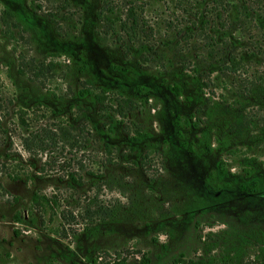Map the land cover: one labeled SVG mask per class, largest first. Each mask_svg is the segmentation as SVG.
Returning a JSON list of instances; mask_svg holds the SVG:
<instances>
[{
  "label": "rangeland",
  "instance_id": "1",
  "mask_svg": "<svg viewBox=\"0 0 264 264\" xmlns=\"http://www.w3.org/2000/svg\"><path fill=\"white\" fill-rule=\"evenodd\" d=\"M259 14L264 0H0V264H264ZM246 170L261 193L237 191Z\"/></svg>",
  "mask_w": 264,
  "mask_h": 264
},
{
  "label": "trees",
  "instance_id": "2",
  "mask_svg": "<svg viewBox=\"0 0 264 264\" xmlns=\"http://www.w3.org/2000/svg\"><path fill=\"white\" fill-rule=\"evenodd\" d=\"M12 3H18L19 0H9ZM238 8V6H237ZM238 10V9H237ZM244 10H247V8H245ZM257 23L259 24V26L261 28H264V15L263 14H259L256 18ZM81 61H85L83 57L79 58ZM84 68L86 70H88L89 66L85 65ZM111 70L113 71H119L122 72V77L125 78V73L127 72L126 70H124L121 67L118 66H111ZM121 79L120 76L116 79L113 80L112 83H106V85L104 87H101L102 92L107 93L109 92V86L113 83H117L119 85H121V87H126L127 85H129L127 82L123 81L124 79ZM160 86H163L168 92H170L175 98L180 97L183 94V86L180 83H173V84H169L167 82H165L164 84H159ZM111 87V86H110ZM1 89V87H0ZM135 89L140 91V92H144V91H149V89L147 88V86L144 85H136ZM89 92H82L80 93L81 96L85 97L87 95H89ZM180 120L178 119V124H180ZM187 125L190 126L191 124L189 122H187ZM178 135L181 137L182 133L179 131ZM142 135H139L137 138H132V141H136V142H140L142 141ZM205 138H207L206 135H204ZM179 148L184 149L187 148L189 145L187 144V142H185L184 140L179 141L178 144ZM190 150H192L191 147H189ZM207 149L209 151H211V147L209 145H207ZM247 176L249 177L248 180H245L243 178V180L239 181L236 189L238 192H241L243 194H258L261 193L263 191L261 184V178L259 176H255L253 174V170H246ZM231 174H229L226 169H225V162L223 161H218L216 163V170L214 171V173L210 174V177L208 179H206V181L211 182V179L217 178L218 180H224L227 176H230ZM230 183L223 181L222 184L217 185L214 187V191L219 193L224 191L223 188L225 187H230ZM33 201L35 203H37V205L40 206H53V204H56L55 199H51L46 195H38L35 194L33 197ZM53 203V204H52ZM149 260L148 259H142L140 261L139 264H149ZM189 262L186 260V258L181 255L179 257H176L172 260V262L170 264H188Z\"/></svg>",
  "mask_w": 264,
  "mask_h": 264
}]
</instances>
